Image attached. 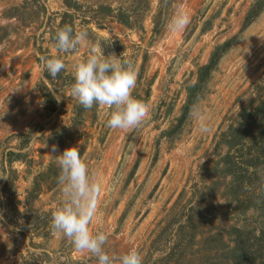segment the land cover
<instances>
[{
  "label": "rangeland",
  "instance_id": "374dc122",
  "mask_svg": "<svg viewBox=\"0 0 264 264\" xmlns=\"http://www.w3.org/2000/svg\"><path fill=\"white\" fill-rule=\"evenodd\" d=\"M63 1L0 0V264H96L51 228L63 200L57 157L74 146L101 186L89 230L108 236L109 255L134 248L143 264H233L227 231L263 232L264 203L253 184L238 200L232 197L220 133L237 125L241 108L264 99V0H69L77 5L69 11L74 31L86 30L88 44L61 53L50 32L66 10ZM99 5L126 13L130 25L98 14ZM178 9L191 22L172 33L166 26ZM226 42L184 123L167 136L187 88ZM90 44L133 62L131 94L149 106L138 127L111 129L110 109H85L71 97L75 66L86 60ZM41 56L62 59L66 69L51 77ZM194 107L208 118L206 134L197 130ZM9 178L20 215L2 190ZM35 179L28 206L48 213L47 238L31 234L23 219Z\"/></svg>",
  "mask_w": 264,
  "mask_h": 264
},
{
  "label": "clouds",
  "instance_id": "9594fccd",
  "mask_svg": "<svg viewBox=\"0 0 264 264\" xmlns=\"http://www.w3.org/2000/svg\"><path fill=\"white\" fill-rule=\"evenodd\" d=\"M190 22V13L178 9L166 27L169 32L178 33ZM85 44H88L86 30L75 32L71 26L65 25L55 34L58 52L75 51ZM40 60L42 70L53 78L66 69L60 58L41 56ZM136 80L137 73L130 59H122L114 53L105 56L98 44H90L86 60L75 66L70 95L85 109L94 105L107 107L111 110L107 127L127 131L138 127L149 115V106L131 94ZM192 115L198 132L208 133V118L201 110L194 107ZM52 150H56L55 146ZM57 164L60 169L57 183L61 186L63 200L52 214V230L69 239L76 251L94 256L96 264H143L142 255L134 248L119 256L109 255L104 248L108 236L103 232H90L89 225L97 215L101 186L90 177L78 149L75 146L66 148L58 155Z\"/></svg>",
  "mask_w": 264,
  "mask_h": 264
},
{
  "label": "trees",
  "instance_id": "16d2710c",
  "mask_svg": "<svg viewBox=\"0 0 264 264\" xmlns=\"http://www.w3.org/2000/svg\"><path fill=\"white\" fill-rule=\"evenodd\" d=\"M66 10L59 14V23L51 30L50 39L55 44L56 32L69 25L74 29L71 21L72 14L69 12L73 6H77L76 2L64 0ZM98 14L102 16H111L125 26L130 25V17L121 11L116 12L113 8L106 5H99ZM116 12V13H115ZM69 19V21H67ZM230 46V42H226L217 46L211 53L209 61L206 65L199 69V81L187 88L185 104L182 108L181 116L177 124L165 131L167 136H173L178 132L184 123L192 105L196 99V93L199 91L203 83V77L210 74L215 67L218 59L224 51ZM239 119L237 125H230L227 130L220 133L222 143L227 146L225 155L221 158L224 170L232 178L230 186L232 197L239 199L244 195V191L248 186H255L259 191L258 198H262L260 203H264V99L251 110L241 108L238 113ZM243 149H247L242 153ZM19 156L17 153L10 152L9 156ZM253 184V185H250ZM38 189L35 179L33 187L26 197V210L23 215L24 223L28 226L31 234L47 238L51 233L47 231L49 215L45 211H38L28 206L36 197ZM6 195L7 205L13 210L15 215H20L17 208V201L14 196V183L12 178L6 181L2 188ZM232 235L233 245L230 249L231 261L233 264H264V244L260 242L264 239V231L256 235L253 230L242 229L238 227H230L227 231ZM264 242V241H263Z\"/></svg>",
  "mask_w": 264,
  "mask_h": 264
}]
</instances>
